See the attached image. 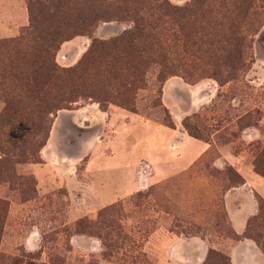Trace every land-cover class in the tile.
Here are the masks:
<instances>
[{
  "label": "rangeland",
  "instance_id": "obj_1",
  "mask_svg": "<svg viewBox=\"0 0 264 264\" xmlns=\"http://www.w3.org/2000/svg\"><path fill=\"white\" fill-rule=\"evenodd\" d=\"M97 1L103 3L102 17L91 31L62 41L53 61L71 68L93 39L140 27L144 36L135 43L145 54L116 56L115 73L127 77L138 64L143 82L130 88L103 65H93L83 74L84 89L74 91L75 101L47 118L39 116L43 128L29 131L26 124L0 122V161H9L6 169L0 164L5 262L207 264L212 250L225 260L210 264H264V213L248 218V233L261 245L240 237L245 230L232 229L223 193L241 174L227 161L222 167L213 164L232 154L246 161L245 168L264 156L259 154L264 148V0L254 1L251 15L238 9L245 0ZM81 13L59 15L67 21ZM27 25L0 38V117L6 100L28 99L21 77L39 41L25 33ZM56 25L39 18L37 32L46 34ZM149 32L161 38L150 57ZM73 39L83 47L70 61ZM190 100L196 102L192 107ZM168 118L173 128L183 129L185 119L211 147L187 168L149 184L151 160L177 157L173 142L170 151L161 144L173 129L165 124ZM18 146H26L24 155L15 154ZM260 189L264 194V184ZM244 240L250 243L241 245Z\"/></svg>",
  "mask_w": 264,
  "mask_h": 264
},
{
  "label": "trees",
  "instance_id": "obj_2",
  "mask_svg": "<svg viewBox=\"0 0 264 264\" xmlns=\"http://www.w3.org/2000/svg\"><path fill=\"white\" fill-rule=\"evenodd\" d=\"M27 1V11H28V25L26 27V34L35 36L34 38L39 41L37 47H35V53L30 61V66L27 72L21 77V87L22 92L26 94L27 102H13L6 100V109L2 117H0V122L17 123L18 125L26 124L29 131H35L43 128L40 123V115L47 116L54 113L56 110L66 107L71 102L75 101L73 98V93L76 90L81 91L85 87V80L83 74H85L91 66L95 65L96 68L103 65L113 72L111 78L120 79L121 84L124 82L128 84L130 88L135 87L137 84L143 82V76L138 64H134L129 76L119 78L116 71L117 57L141 55L145 54V51L140 50L136 40H140L144 36V32L140 27H135L124 33L112 37L107 40H97L93 39L88 50L81 57L76 65L71 68H63L58 66L54 61L53 57L58 50L62 41L71 38L72 36L79 33H87L92 30L95 25V21L102 17V12L98 8L102 6L103 3H99L97 0H49L43 3L44 0H25ZM140 0H136L138 3ZM200 0H193L192 4L199 5ZM255 0H245L244 5H241V13L244 15H251L255 8ZM74 8L77 11H74ZM119 7L116 6L115 9ZM86 9L83 13L82 10ZM137 10V6H135ZM36 12L37 15L32 14ZM80 12L79 17H71L67 21H62L59 14L64 13H75ZM138 15V12L135 13ZM243 15V16H244ZM53 19L57 22L56 27L51 32L46 34H40L37 32V22L38 19ZM53 31V32H52ZM61 33V34H60ZM63 34V35H62ZM235 36L237 40L242 39L243 35ZM229 36L231 37L232 35ZM234 37V36H233ZM234 42V47L238 45V41ZM161 43L160 36L152 34L149 32V57L153 46ZM117 56V57H116ZM96 60L97 63H96ZM224 60L229 61L230 57L227 52L224 54ZM75 76H78L75 78ZM160 80H164L161 79ZM52 99L54 102L49 105L48 99ZM31 101L28 103V101ZM21 103V104H20ZM25 104L29 109H32L34 116L28 114ZM23 108L27 112L21 113ZM165 124L171 128L174 124L170 118H168ZM183 126L187 130L188 134L194 138L203 139L201 135L196 133L185 121L183 120ZM47 131V129H46ZM47 138V136H46ZM45 138V140H46ZM208 141V140H205ZM45 141L41 142V146L44 145ZM26 146H18L17 152L15 154L22 156L25 154ZM16 151V150H15ZM14 153L12 155H15ZM260 155H264V148L260 150ZM9 161H0L3 169H6ZM253 170L258 175L264 177V156L257 157L253 162ZM243 183V178L238 184ZM236 184V185H238ZM235 186V185H232ZM258 203V211L256 215L252 216V219L257 220L264 213V198L260 195H256ZM5 207V203L0 200V212ZM113 207L107 208V210ZM251 218V217H250ZM249 218V219H250ZM249 219H247L245 233L240 237H250L255 240L257 245L260 244L258 237L253 236L248 233V227L250 225ZM2 226H0L1 232ZM238 237V238H240ZM213 257V258H212ZM5 257L0 253V264H8L4 260ZM211 259L225 260V257L210 250L206 256V263L210 264ZM229 260V259H228ZM9 264H21L18 260H13Z\"/></svg>",
  "mask_w": 264,
  "mask_h": 264
},
{
  "label": "crops",
  "instance_id": "obj_3",
  "mask_svg": "<svg viewBox=\"0 0 264 264\" xmlns=\"http://www.w3.org/2000/svg\"><path fill=\"white\" fill-rule=\"evenodd\" d=\"M28 23V11L25 0H0V38L15 36L21 27ZM71 43V42H70ZM73 51L67 57L73 61L82 50V43L76 39L72 40ZM190 96V92H189ZM194 100H190V107L195 105ZM194 107V106H193ZM163 125H157L156 129H163ZM161 132L164 133L162 130ZM166 142H162V147L169 150L171 142L174 144L172 153H176L175 160H167L162 156L161 161H150V174L147 177L146 183L153 184L170 175L172 170H182L193 164L200 156H202L211 147L209 141L194 138L190 136L185 129L176 126L173 129L168 128ZM168 146V147H167ZM158 148V144H156ZM220 148L225 149L223 146ZM224 155V154H222ZM236 167L237 171L243 178V183L228 187L223 193V204L232 229L241 233L245 230L247 219L253 216L258 211V203L256 195L264 198L263 191L260 187L264 184V177L258 175L253 170L252 162H249L246 167L243 164L246 161L242 160L240 155H224L216 159L213 164L217 167H222L225 162ZM144 181H141L143 183ZM109 197V195H101V198ZM197 239V237H195ZM181 239V238H178ZM184 240V239H182ZM199 241L203 242L199 239ZM248 240L240 241L241 245H248ZM249 256V255H248ZM247 258V262L249 261ZM234 264H238L236 261Z\"/></svg>",
  "mask_w": 264,
  "mask_h": 264
}]
</instances>
